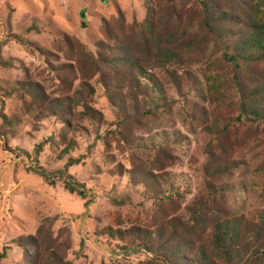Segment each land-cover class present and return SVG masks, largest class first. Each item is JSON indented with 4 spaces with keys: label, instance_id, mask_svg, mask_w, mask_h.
<instances>
[{
    "label": "rangeland",
    "instance_id": "1",
    "mask_svg": "<svg viewBox=\"0 0 264 264\" xmlns=\"http://www.w3.org/2000/svg\"><path fill=\"white\" fill-rule=\"evenodd\" d=\"M185 1L176 3L187 9L194 0ZM164 2L156 1L159 12ZM145 14L143 0H0V253H6L0 259L2 264H29L26 252L38 264L46 262L49 251L40 253L31 245L17 244L19 237L36 234L41 224L50 228L53 237H59L61 244L55 242L60 247L56 250L68 264H144L154 254L129 237L120 239L116 230L144 225L153 221L154 214L162 219L175 211L187 219L186 206L206 193L208 142L224 124L231 125L230 130L238 129L239 135L246 133L247 124L237 119L239 93L231 62L223 54L225 47L189 52L182 44L186 53L181 56L185 59H180L179 74L186 76L183 68L188 67L205 89L215 82L216 94L192 91L191 98L187 95L189 100H184L162 76L163 70L159 74L172 99L169 113L146 114L141 119L132 106L127 111L134 115L122 134L110 133L118 119L115 108L97 75L88 76L90 72L84 68L77 83L93 86L94 94L84 102L102 114L101 120H83L84 127L76 128L63 114L38 116L29 109L32 97L16 89V82H38L53 96L61 75L53 72L46 60L50 52L49 58L57 64L81 66L86 57L73 52L68 40L79 39L95 52L96 43L106 37L104 24L118 31L120 22L141 20ZM190 20L181 26L189 27ZM175 65L168 66L172 69ZM5 117L16 118L11 132ZM70 141L75 144L65 152ZM40 143L42 149L36 153ZM234 156L246 162V169L236 174L245 190L233 205L246 213L264 208L263 124L248 146L235 148ZM69 157L80 162L66 167ZM32 167L45 168L54 183ZM146 169L154 174L167 172L186 192L180 207L175 210L176 206L164 203L157 209L153 197L135 181ZM130 173L135 178L131 182ZM67 174L86 182L93 196L84 199L70 193L64 186ZM233 196L228 194L229 199ZM212 206L223 216L216 204Z\"/></svg>",
    "mask_w": 264,
    "mask_h": 264
},
{
    "label": "trees",
    "instance_id": "2",
    "mask_svg": "<svg viewBox=\"0 0 264 264\" xmlns=\"http://www.w3.org/2000/svg\"><path fill=\"white\" fill-rule=\"evenodd\" d=\"M143 1L146 10L143 19L120 22L118 31L104 24L106 37L96 43L95 52L79 39L67 41L73 52L86 57L85 64L78 67L73 63L57 64L49 58L51 52L47 55L51 70L61 75L60 86L53 96L44 85L35 81H17L15 88L31 95L29 109L38 116L63 114L68 124L84 127L83 120L102 118L98 110L84 102L94 94L93 86L84 81L77 83L80 71L85 74L84 68L90 72L88 76L97 75L115 108L118 119L110 133L122 134L134 115L127 111L132 106L136 117L141 119L146 114L169 113L172 99L167 96L162 76L170 80L184 100L191 98L192 91L216 94L215 82L205 89L202 80L193 77L188 67L183 68L187 71L186 76L179 74L180 59H185L181 56L186 53L182 44L189 52L219 51L225 47L223 54L231 62L233 81L239 93L237 119L247 124L246 133L239 135L238 129L230 130L231 125L224 124L208 142L204 166L206 193L186 206L187 219L175 211L166 212L167 216L162 219L154 214L153 221L119 229L116 233L120 239L129 237L135 245L154 254L144 264H264V208L246 213L233 205L237 195L245 190L242 179H236V174L246 169V162L234 156L235 148L248 146L253 133L264 125V0H194L187 9L178 6L177 0H165L159 7L163 15L156 9L157 0ZM189 17V27L181 26ZM18 39L25 42L20 36ZM168 65L175 66L171 69ZM163 70L165 74L162 75ZM80 105L84 107L82 110L78 108ZM14 119L5 117L9 132L13 129ZM74 144L70 141L65 152ZM41 149L42 143L38 144L36 153ZM79 162V158L69 157L66 167ZM31 169L54 183L45 168ZM121 172L118 169L117 173ZM133 179L130 173L129 181ZM135 181L153 197L159 205L158 210L164 203L176 206V210L185 200L186 192L173 183L167 172L154 174L146 169ZM86 185L71 174L64 178L65 188L84 199L93 196ZM230 192L234 193L232 199L228 198ZM213 203L223 216L213 211ZM51 233L50 228L41 224L36 234L19 237L17 244L31 245L40 253L49 251L42 264H68L62 252L56 250L60 248L55 244L59 237L55 238ZM5 255L4 250L0 259ZM25 258L29 264H38L27 252Z\"/></svg>",
    "mask_w": 264,
    "mask_h": 264
}]
</instances>
